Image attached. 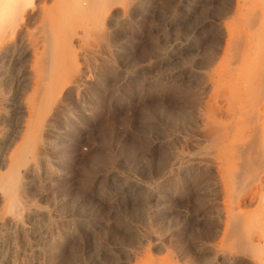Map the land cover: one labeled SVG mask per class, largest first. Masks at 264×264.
Segmentation results:
<instances>
[{"label":"rangeland","instance_id":"obj_1","mask_svg":"<svg viewBox=\"0 0 264 264\" xmlns=\"http://www.w3.org/2000/svg\"><path fill=\"white\" fill-rule=\"evenodd\" d=\"M261 1H123L90 86L67 98L57 174L40 186L53 236L28 235L15 264H258L223 256L236 247L202 126L229 91L216 85L226 68L264 46Z\"/></svg>","mask_w":264,"mask_h":264},{"label":"bare ground","instance_id":"obj_2","mask_svg":"<svg viewBox=\"0 0 264 264\" xmlns=\"http://www.w3.org/2000/svg\"><path fill=\"white\" fill-rule=\"evenodd\" d=\"M123 1L0 0V264H15L28 235L53 236L52 215L38 203L40 186L50 188L57 174L51 156L62 151L67 98L87 89ZM246 55V69L230 65L216 82L229 91L205 114L202 155L210 149L221 169L226 232L236 247L223 256L238 263L253 254L264 264V46ZM247 200L254 213L241 209Z\"/></svg>","mask_w":264,"mask_h":264}]
</instances>
